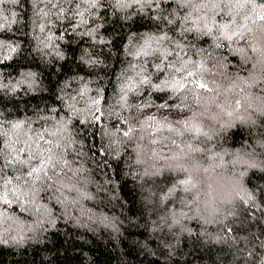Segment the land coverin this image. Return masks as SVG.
I'll return each mask as SVG.
<instances>
[{
  "label": "trees",
  "instance_id": "16d2710c",
  "mask_svg": "<svg viewBox=\"0 0 264 264\" xmlns=\"http://www.w3.org/2000/svg\"><path fill=\"white\" fill-rule=\"evenodd\" d=\"M54 4L78 8L88 24L73 34L69 21L58 18ZM189 11L176 0L127 7L117 6L115 0H101L95 9L83 0L72 4L66 0H0V41L3 55L12 57L0 66V83L23 81L15 92L0 89V109L9 120H28L33 128L52 127L58 119L71 118L69 103L78 100L76 106L83 108L86 101L103 97L101 111L96 113L99 122L89 119L82 125L73 120L69 126L76 143L68 158L79 170L73 180L79 191L67 193L66 205L49 199L52 194L48 193L40 203L52 208L50 217L16 206L8 208L0 216V264H264V148L258 129L235 124L221 130L218 123L197 117L212 136L210 141L199 137L201 146L220 153L223 159H209L211 153L193 154L190 163L209 171L194 173L201 183L191 192L177 188L167 193L172 179L186 173L169 172L161 162V175H145L146 170L155 169L137 163L144 158L141 150L145 147L169 154L162 136L182 143L191 135L176 136L165 129L154 134L160 143L151 145V128L141 130L139 124L145 116H167L180 127L175 125L177 119L204 111L191 94L184 101L188 108L138 109L135 105L181 103L183 94L168 99L146 88L127 93L126 104L121 100V89L138 80L142 69L155 76L156 58L136 55L150 37L168 34L188 45L185 51L205 61V79L222 94L239 83L238 77H248L250 72L260 75L259 66L252 68L258 56L250 48L247 52L252 59L245 62L228 49H215L210 38L198 33L182 37V18ZM169 19L179 21L180 26L170 24ZM172 28L174 32L169 31ZM91 29H96L93 36L81 34ZM49 35L63 39L45 47ZM257 35V46L264 47V37ZM8 44L16 46V52L9 53ZM224 55L227 67L221 68L216 59ZM29 73L36 75L33 78ZM81 90H86L83 97ZM204 107L209 113L215 111L211 103ZM129 126L137 129L131 138L123 136ZM252 163L256 166L251 167ZM166 176L170 179L165 180ZM241 187L255 194L254 202L242 203L231 192ZM224 193L231 194L222 198Z\"/></svg>",
  "mask_w": 264,
  "mask_h": 264
},
{
  "label": "snow or ice",
  "instance_id": "6c2138e0",
  "mask_svg": "<svg viewBox=\"0 0 264 264\" xmlns=\"http://www.w3.org/2000/svg\"><path fill=\"white\" fill-rule=\"evenodd\" d=\"M17 2L19 0H13V3ZM66 2L72 4L76 0H66ZM83 2L88 4L89 9H95L100 5L101 0H83ZM153 2L159 3V0H130V3L126 0H115V4L119 7L130 6L131 3L151 5ZM176 2L191 9L182 18L185 25L181 31L182 37L186 33H198L200 36L210 38L215 49H228L233 55H240L245 62L252 59L247 52L250 48L252 53L258 56L252 68L259 66L260 75L250 72L248 77H238L239 83L234 82L233 86L222 94L210 86L205 79L204 73L208 71L205 61L197 60L185 51L188 45L168 34L150 37L145 41L136 55L156 58L155 76L142 69L137 73L138 80L130 81L121 89L124 93L121 100L126 104L127 93H139L146 88L157 93H164L168 99L177 94H183L181 103L176 104L173 101L172 103L135 105L138 109L151 107L179 109L181 106L188 108L189 105L184 103L188 100V94H191L196 105L204 108V111H193L191 116L177 119L175 125L180 127L174 126L167 116L158 119L155 114L147 115L139 121L141 130H146V126L151 128L149 133L153 136L149 141L151 145L160 143L154 138V134L162 133L165 129L181 137L185 133L191 134L190 139L182 143L162 136L163 148H166L169 154L155 147H145L141 150L144 158L137 160V163H148L155 169L151 173L146 170L145 175H161V162L163 168L169 172L187 174L183 178L177 176L172 179V185L167 189L168 195L176 192L177 188L186 193L197 189L201 181L194 173L209 171L207 168L201 169L198 164L190 163L194 153H211L209 159H223L220 153H212L211 149L201 146L199 137L203 136L210 141L212 136L204 131V126L197 117H204L218 123L221 130L231 128L235 124L247 125L250 129L256 128L261 137L260 147L264 148V47H259L256 43L257 34L264 37V0H176ZM53 7L58 8V18L63 17L69 21L73 34L81 25L88 24V20L84 18V12L79 11L78 8L65 9L59 4H54ZM67 12H71L72 15H65ZM193 12L196 13L195 16ZM77 16L80 18L79 21L73 23ZM168 22L176 27L180 26L179 21L169 19ZM41 31H44L43 25ZM95 31L96 29L86 30L81 34L93 36ZM169 31L174 32L175 28ZM55 39H63V37L49 35L45 47L52 45ZM3 47L4 44L0 41V66L4 61L12 58L11 55H3ZM7 48L9 53L17 50L12 44H8ZM200 51L202 53L204 50ZM226 61V55L218 56L216 59L217 65L221 68L227 67ZM28 75L34 78L36 74ZM20 83L23 81H18L15 85L0 83V89L15 92ZM85 92L86 90H81L79 96L83 97ZM169 93L171 96L168 95ZM206 93H213V95L209 98L205 96ZM228 93L232 95L229 96ZM145 94H147L146 91ZM221 95H223L222 100L219 99ZM102 98L86 101V107L83 108L76 106L79 103L78 100L75 103H69L67 109L71 113V118L66 116L64 119H58L52 127L33 128L28 120H9L0 109V206L4 207V212H0V216H4L8 208L16 206L23 212H35L42 217H50L52 208L40 203L48 193L52 194L48 197L49 199L54 198L58 204L66 205L69 202L67 193L79 191L73 183L79 170L73 168V161L68 158L69 150L76 143L69 126L72 125L73 120L82 125L89 119L99 122L101 117L96 113L101 111ZM2 102L3 98L0 97V103ZM205 103L214 105L215 111L209 113V109L204 107ZM84 113L88 114L85 119H79ZM206 113L209 114L206 116ZM123 122L127 123V120ZM136 131L135 127L129 126L123 132V136L131 138ZM140 139L143 140L144 137L141 136ZM193 141L196 142L193 143ZM250 166L256 165L252 163ZM168 179L170 177L166 176L165 180ZM231 192L242 203L249 204L255 200V194L242 187L234 188ZM230 194L224 193L222 198Z\"/></svg>",
  "mask_w": 264,
  "mask_h": 264
}]
</instances>
